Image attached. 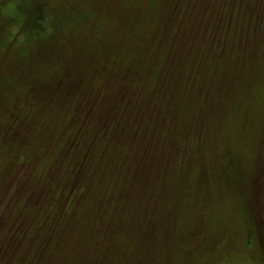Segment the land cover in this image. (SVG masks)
<instances>
[{
  "label": "rangeland",
  "instance_id": "374dc122",
  "mask_svg": "<svg viewBox=\"0 0 264 264\" xmlns=\"http://www.w3.org/2000/svg\"><path fill=\"white\" fill-rule=\"evenodd\" d=\"M0 264H264V0H0Z\"/></svg>",
  "mask_w": 264,
  "mask_h": 264
}]
</instances>
